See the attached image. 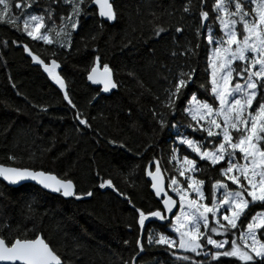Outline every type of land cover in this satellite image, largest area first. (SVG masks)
Masks as SVG:
<instances>
[{"label": "trees", "instance_id": "obj_1", "mask_svg": "<svg viewBox=\"0 0 264 264\" xmlns=\"http://www.w3.org/2000/svg\"><path fill=\"white\" fill-rule=\"evenodd\" d=\"M112 2L117 12L115 21L104 20L101 28L102 19L91 6L92 15L81 17L68 52L44 45L42 41H33L0 23V163L71 178L78 193H93L76 200L50 194L31 183L10 187L0 180V231L6 224V237L9 233L26 238L39 234L66 264H122V261L132 264L131 257L138 252L135 241L140 235L135 208L145 211L163 208L150 190L144 169L150 165L154 170L155 158L166 177L178 175L173 162L169 163L174 141L171 122L181 125L188 122L182 108L192 92H197L200 99L208 98L199 89V85L208 80L207 42L201 39L199 54L191 61L198 65L195 82L189 84L185 97L179 102L181 110L167 116L170 123L163 130L152 115L153 110L161 111L156 97L163 98L162 90L166 87L163 76L168 73L161 65H168L175 72V64L185 59L179 57L173 61V37L181 47L186 40H191L193 45L196 43L194 29L199 24L198 0H193L196 11L191 16L183 13L187 0ZM213 3L214 0H206L205 7L210 13L208 23H212L214 33L220 35L215 14L211 11ZM39 10L38 5H33V12ZM64 11L66 15L67 9ZM151 13H155V18ZM148 21L159 23L168 31L154 38ZM177 26H185L183 33L175 32ZM93 35L95 39L91 38ZM13 40L19 43L13 44ZM24 44L45 62L52 51L58 52L55 58L60 67L57 71L66 81V90L75 108L64 101L59 87L24 52ZM96 56L100 57L101 67L105 63L111 67L119 85L108 95L101 94L99 86L89 83L86 78ZM41 106L47 111H41ZM77 111L88 119L91 128L78 124L74 119ZM77 128L81 130L77 131ZM184 133L203 139L191 129L185 128ZM109 140L123 143L125 147L110 144ZM178 148L180 153L195 158L205 169L196 173V177L205 181L206 202L211 203L212 182L223 179L219 175L220 166L213 168L200 161L183 145ZM9 155H14L16 160L10 161ZM101 178L111 179L118 191L99 188ZM32 201L36 208L34 217L26 211L27 204ZM258 207H253L252 212ZM169 223L170 220H153L146 224L142 237L145 251L137 255L136 264H178L164 248L147 247L149 229L172 235ZM125 240L129 241L127 245ZM76 243L84 247L73 255ZM187 255L202 259L191 253ZM220 259L227 262L231 258Z\"/></svg>", "mask_w": 264, "mask_h": 264}, {"label": "snow or ice", "instance_id": "obj_2", "mask_svg": "<svg viewBox=\"0 0 264 264\" xmlns=\"http://www.w3.org/2000/svg\"><path fill=\"white\" fill-rule=\"evenodd\" d=\"M198 4L199 24L194 29L196 43L193 45L191 40H186L181 47L173 37V61L179 57L185 59L175 64V72L172 67L161 65L168 73L163 76L166 87L162 90L163 98L156 97L161 111L153 110L152 115L163 130L170 123L167 116L181 110L179 102L185 97L189 84L195 82L198 65H193L191 61L199 54L201 39L207 42L209 71L208 80L200 84L199 89L208 98L200 99L197 92H192L182 108L188 122L185 125L171 122L175 139L169 163L175 161L174 171L178 175L166 177L155 158V171L150 165L144 169L145 175L151 179L150 187L163 208L149 211L135 208L140 235L135 241L138 252L131 257L132 264H136L137 255L145 251L142 239L144 229L153 220H170L168 227L175 236L149 229L147 247L164 248L178 264H264V0H214L211 11L219 26V37L214 34L213 24L208 23L210 13L205 7L206 0H198ZM33 5H38L40 10L33 12ZM91 5H95L98 16L102 18L101 28L104 20L111 23L117 18L112 0H0V23L22 32L33 41H42L44 45L68 52L81 17L92 15L89 11ZM195 11L193 0H187L183 13L191 16ZM151 15L155 18V13ZM148 23L152 25L151 36L154 38L168 31L159 23ZM184 28L177 26L175 32L183 33ZM91 38L96 37L93 35ZM12 43L19 41L13 40ZM23 50L59 87L64 101L75 108L66 90V81L57 71L60 67L55 58L58 52L52 51L45 62L27 44L23 45ZM87 80L93 85H102L104 93L119 86L111 67L107 63L100 66L99 56L94 58L87 71ZM40 110L46 112L47 108L41 106ZM74 119L83 128H91L88 119L79 111ZM182 127L191 129L193 134L199 133L203 139L186 135L181 131ZM80 130L77 128V131ZM108 142L125 147L115 140ZM178 145L185 146L200 161L213 168L220 166L219 175L223 179L212 182L211 203L205 202V181L195 175L205 169L189 155L181 159ZM8 159L15 161L16 157L9 155ZM179 177L184 178L186 187ZM0 178L10 185L33 181L42 189L64 198L80 200L93 195L92 191L78 193L71 178L29 167L0 163ZM228 182L235 187H230ZM105 187L118 191L111 179L101 178L99 188ZM177 204L179 210L170 216ZM257 206V210L252 212ZM26 211L34 217L35 201L27 204ZM5 231L6 224L0 231V264H66L65 259L41 235L26 238L9 233L6 237ZM124 243L127 245L129 241ZM209 245L211 248H208ZM82 247L84 245L76 243L73 255H77V250ZM187 253L202 259L196 260ZM222 257L231 259L225 262L220 259ZM122 264H128V261H122Z\"/></svg>", "mask_w": 264, "mask_h": 264}, {"label": "water", "instance_id": "obj_3", "mask_svg": "<svg viewBox=\"0 0 264 264\" xmlns=\"http://www.w3.org/2000/svg\"><path fill=\"white\" fill-rule=\"evenodd\" d=\"M91 6H94L95 7V5H91ZM96 8V7H95ZM96 11H97V14H98V10L96 9ZM102 19V18H101ZM106 21V20H105ZM112 23V22H111ZM86 78H87V75H86ZM88 81V80H87ZM89 83H91L90 81H88ZM55 84V83H54ZM56 85V84H55ZM57 86V85H56ZM96 86H99V88H100V93L101 94H103V95H108V94H110L114 89H112V90H110L108 93H104V92H102L101 91V88H102V85H96ZM58 87V86H57ZM6 166H11V165H6ZM153 171H155V169L153 170ZM50 173H52V172H50ZM54 174V173H53ZM149 178V177H148ZM0 180L1 181H3V179L2 178H0ZM149 181H150V184H151V179L149 178ZM6 185H8V186H10V187H18V186H20V185H22V184H26V183H31V184H34V185H36V186H38L39 188H41L39 185H37V184H35V182H33V181H24V182H21V183H19V184H17V185H10V184H8L7 182H5V181H3ZM167 183V180H165V184ZM42 189V188H41ZM42 190H44V189H42ZM150 190L152 191V189H151V187H150ZM44 191H46V192H48V193H50V194H53V195H58L57 193H53V192H50V191H48V190H44ZM153 192V191H152ZM153 194H154V192H153ZM170 194V193H169ZM155 195V194H154ZM171 195V194H170ZM162 205V204H161ZM162 207H163V205H162ZM177 207H178V204H177V206L174 208V210H173V212L172 213H170L169 215L171 216V215H174V213L177 211ZM43 238V237H42Z\"/></svg>", "mask_w": 264, "mask_h": 264}, {"label": "rangeland", "instance_id": "obj_4", "mask_svg": "<svg viewBox=\"0 0 264 264\" xmlns=\"http://www.w3.org/2000/svg\"><path fill=\"white\" fill-rule=\"evenodd\" d=\"M241 31H242V27H241ZM215 34V33H214ZM216 35V34H215ZM220 35H221V33H220ZM220 35H216V36H220ZM209 71V70H208ZM172 130V132L174 133L175 132V130L174 129H171ZM184 130H185V128H181V131H183L184 132ZM174 139H175V135H174ZM194 154V153H193ZM171 155H172V151H171V154H170V157H171ZM178 155H179V157L182 159V157L184 156L182 153H178ZM173 162V164H174V167H175V161H172ZM226 166V165H225ZM195 175H196V173H195ZM197 178V177H196ZM179 179H181L182 181H184V178H182V177H179ZM198 179V178H197ZM228 183H230V182H228ZM184 186L186 187L187 186V184H186V181H184ZM234 186V185H233ZM235 187V186H234ZM223 190H220V192H222ZM169 193L172 195V196H174L175 197V194L174 193H171L170 191H169ZM194 195V194H193ZM176 198V197H175ZM177 200H178V198H176ZM206 202V201H205ZM207 203V202H206ZM179 210V206L177 207V211ZM170 223H171V221H170ZM169 223V224H170ZM153 229V228H152ZM168 229H169V227H168ZM156 232H159L158 230H156V229H154ZM170 230V229H169ZM147 236H148V234H147ZM170 236H175V234L172 232V235H170ZM146 241H147V237H146ZM210 246V245H209ZM178 251V250H177Z\"/></svg>", "mask_w": 264, "mask_h": 264}]
</instances>
